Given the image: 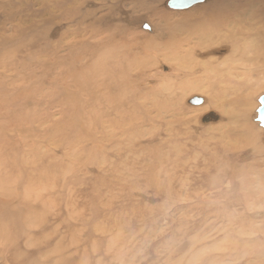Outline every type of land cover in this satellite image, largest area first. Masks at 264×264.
I'll use <instances>...</instances> for the list:
<instances>
[{
  "label": "rangeland",
  "instance_id": "rangeland-1",
  "mask_svg": "<svg viewBox=\"0 0 264 264\" xmlns=\"http://www.w3.org/2000/svg\"><path fill=\"white\" fill-rule=\"evenodd\" d=\"M262 95L264 0H0V264H264Z\"/></svg>",
  "mask_w": 264,
  "mask_h": 264
},
{
  "label": "water",
  "instance_id": "water-1",
  "mask_svg": "<svg viewBox=\"0 0 264 264\" xmlns=\"http://www.w3.org/2000/svg\"><path fill=\"white\" fill-rule=\"evenodd\" d=\"M184 2V6H189L191 2L189 1H182ZM260 107L257 110V122L264 126V95H262L259 99Z\"/></svg>",
  "mask_w": 264,
  "mask_h": 264
}]
</instances>
